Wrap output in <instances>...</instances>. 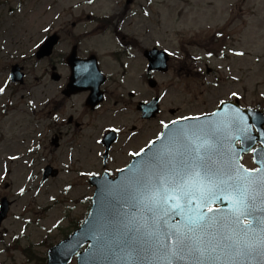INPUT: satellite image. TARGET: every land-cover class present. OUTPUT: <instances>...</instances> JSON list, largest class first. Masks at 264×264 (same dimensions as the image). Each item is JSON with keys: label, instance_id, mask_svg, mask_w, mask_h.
Segmentation results:
<instances>
[{"label": "rangeland", "instance_id": "374dc122", "mask_svg": "<svg viewBox=\"0 0 264 264\" xmlns=\"http://www.w3.org/2000/svg\"><path fill=\"white\" fill-rule=\"evenodd\" d=\"M80 1L0 0V88L5 89L0 93V202L4 196L12 202L0 239V264H43L41 259L46 258L50 246L73 232L85 220L91 206L85 200L93 195L94 188L88 185L86 175L101 170L99 152L94 151L98 134L89 137L95 131L92 125L87 126L89 117L84 119L83 131L76 132L73 126H68L67 118L75 114L70 109L60 111L61 123L55 128L51 115L56 110L49 115L51 109L45 101L53 98L52 88L46 87L52 86L49 80L52 59L41 62L35 58L41 41L52 33L57 23L56 15L62 14L61 23L73 21L82 10L69 12L66 8ZM116 1L99 0L94 8L83 10L99 14ZM140 4L142 47L160 43L177 48L180 39H197V33L208 27L224 29L232 25L236 33L230 45L245 54L225 63L213 58L218 75L179 80L172 75L158 77L160 88L155 94H166L165 110L180 109L179 116L208 112L233 93L243 94L246 104L264 105L258 95L264 89V0H140ZM226 42L221 41L218 47ZM92 44L104 45L97 40L86 41L85 48ZM16 64L24 67L27 74L24 86L10 83V70ZM226 64L231 65L221 71ZM248 66L250 73L246 72ZM218 78L226 81L208 92L204 82L213 83ZM185 80L189 91L184 93L171 87L166 91L170 82L181 86ZM141 88L144 95L141 99L153 96L142 82ZM74 102L79 104L77 99ZM107 107L104 112L110 115L111 106ZM120 113L126 126L139 127L141 135H146L145 141L155 136L160 118L144 122L131 101L126 111ZM169 118L167 112L161 117ZM59 132L62 146L54 150L51 140ZM48 165H53L60 174L43 183V171ZM25 249L34 253L33 260L23 253ZM71 264H77L76 260Z\"/></svg>", "mask_w": 264, "mask_h": 264}, {"label": "snow or ice", "instance_id": "6c2138e0", "mask_svg": "<svg viewBox=\"0 0 264 264\" xmlns=\"http://www.w3.org/2000/svg\"><path fill=\"white\" fill-rule=\"evenodd\" d=\"M235 54L244 55L243 52ZM4 90L0 88V93ZM232 95L236 96V93ZM220 103L223 105L225 102ZM219 115L212 114L214 117ZM227 119L236 126L243 124L246 118L236 110ZM161 123L168 128L163 121ZM163 135L161 133L158 139ZM170 143L177 146L174 152L166 146L164 153L150 162V167L159 169L153 174V195L147 198L152 223L141 225L149 237H161L156 242L168 264H172L173 258L183 259L185 254L195 255L201 260H216L218 257L213 253L217 249L230 261L253 255L264 257V219L256 215L264 212V207H257L258 202L264 205V165L246 169L231 157L217 160L215 154L220 149L215 140L214 124L200 126L191 135L182 130L170 137ZM222 197L228 201L227 210L211 207L208 213L201 210ZM170 213L186 216L185 222L182 226H169L163 230V217ZM135 231L139 232L140 228Z\"/></svg>", "mask_w": 264, "mask_h": 264}, {"label": "water", "instance_id": "95a60500", "mask_svg": "<svg viewBox=\"0 0 264 264\" xmlns=\"http://www.w3.org/2000/svg\"><path fill=\"white\" fill-rule=\"evenodd\" d=\"M55 42L52 38L41 48L44 56L52 52ZM23 77L20 69L14 67L13 81L23 82ZM82 83L83 87H86L87 81L83 80ZM236 110H239L246 119L243 124L234 126L228 122L227 116ZM143 111L146 115H152L155 112L154 105L144 107ZM217 113L220 115L187 120L169 126L163 138L137 157L128 169L119 174L116 180L113 181L107 177L93 179L92 184L97 187V190L88 220L74 236L49 252L48 264H69L74 255L88 243H90L88 249L78 254L79 264H168L156 242L161 237L156 235L149 237L146 229L141 227L146 222L149 225L152 223V213L147 210L150 206L147 198L153 195V174L159 171L149 166L153 158L158 154H163L166 146L170 151L176 150L177 146L170 143V137L173 135L182 130L191 135L200 126L209 124L215 125V140L220 149L215 154L217 160L231 157L235 163L239 164L242 152H249L257 140L264 144L263 116L252 111L244 112L232 104L223 105L221 111ZM252 124L258 129L260 136H252ZM238 141L243 144L241 149L235 148ZM164 158L166 160L167 156L165 155ZM256 163L260 166L264 165V153L258 155ZM56 173H52L48 168L44 179H48L50 175L55 176ZM214 204L222 205L224 210L228 208L221 200H217L201 210L208 213V208ZM9 205L6 200L3 201L0 222L6 218ZM259 205L258 202L257 207ZM193 207H195V202H193ZM185 212L187 215V210ZM212 214L218 213H209V215ZM185 219L186 216L170 213L163 217V230H167L169 226H182ZM136 228H140V231H135ZM165 243L171 244L170 241H165ZM213 256L218 259L201 260L195 255L185 254L183 259L173 258L176 260H173L172 264H264V257L255 255L238 257L230 261L219 249L213 253Z\"/></svg>", "mask_w": 264, "mask_h": 264}, {"label": "flooded vegetation", "instance_id": "af4514ba", "mask_svg": "<svg viewBox=\"0 0 264 264\" xmlns=\"http://www.w3.org/2000/svg\"><path fill=\"white\" fill-rule=\"evenodd\" d=\"M117 7L124 9L125 13H128V9L130 8L129 5H119ZM124 16H126V14H124ZM98 24L101 26L95 30L91 38L98 39L104 37L110 39L113 43L114 47L111 51V56L110 58L107 57L109 58L112 68L105 62L103 55L98 51L99 48L96 50L97 53L84 50L82 47L83 39L74 38L72 30L68 33L66 28H59L55 33L60 36V43H68V46L64 52H58V48L55 51L52 66L54 71L53 74H55V77H53L55 87L52 89L54 99L49 107L51 109L50 111L56 110L55 117L53 118L55 128H58V125L61 123L60 111H64L65 109L73 110L77 114L76 117L70 114L68 122H65L68 126H73L76 132L84 130L86 122L83 120L89 117L87 126L90 127L92 125L95 129L91 135L98 134L99 140L101 141L95 151L110 152L107 160H103V170H110L111 174H115L130 162L127 161L126 163L123 161L124 158H126L123 152H140L141 144L144 140L141 137V132H139V127L135 125L128 128L124 127L123 115L120 112H124V108L128 107L131 101L132 103L135 102L137 112L139 113L138 106L141 102L139 100V62L141 59H144L145 63H147V61L144 58L145 50L141 48L138 39L132 34L131 27L125 26L124 17L112 21L99 20ZM73 29H75V27ZM106 32H110L111 34L108 36ZM231 34L233 36L234 32L231 31ZM224 37V41L228 40L229 36L227 32H225ZM217 43H221L220 38L213 37L212 39H206L195 44L180 39L176 52L172 53L173 55H171V58L168 60V70L164 74H172L176 78L194 76L196 72H198V75L201 74L199 66L204 64L203 67H205V63L203 62L204 54H207L211 58L212 54L217 52ZM190 48L197 49V51L190 52ZM231 48L230 44H228L225 47V51H230L234 54L236 51L233 50L232 52L229 50ZM72 49L77 50L78 56L81 59H88L93 55L97 56L96 58L98 60L101 75L99 77L90 75L89 80L94 89L101 92V98L103 100L99 101L97 105H94L95 107H92L91 104H87L89 97L92 95V89H90V91L76 93L70 97L64 94L72 73L67 63V58ZM198 52L200 53L198 54ZM227 55L229 56V54ZM208 67L210 66L208 65ZM208 71L211 73V69H208ZM159 75H161V73H148L147 66L145 65V74L143 76L144 83H148L151 76L154 78ZM179 89L182 90V86H180ZM185 91H188L187 87ZM75 99L79 101L78 108L75 106ZM108 105L111 106L112 110L110 115L104 112V109L108 110ZM177 113H179V110ZM110 130H115V132H117L115 134L116 141L110 145L107 151L103 139L110 133ZM56 135H59V140L61 141L63 138L62 133H54V136ZM246 158L247 161H249L248 159H250V156Z\"/></svg>", "mask_w": 264, "mask_h": 264}]
</instances>
